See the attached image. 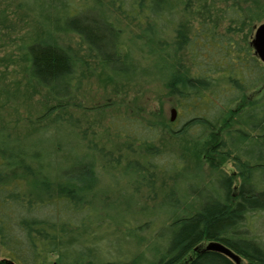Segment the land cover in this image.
<instances>
[{
  "label": "trees",
  "instance_id": "trees-1",
  "mask_svg": "<svg viewBox=\"0 0 264 264\" xmlns=\"http://www.w3.org/2000/svg\"><path fill=\"white\" fill-rule=\"evenodd\" d=\"M222 1L216 14L208 0H38L37 8L19 2L27 15L35 12L45 35L26 47L28 78L54 104L25 137L0 129V264H236L206 250L202 243L210 241L230 248L240 264H264V243L244 233L248 217L264 211V96L250 97L264 85V63L250 44L264 22V0ZM128 21L141 24L138 34ZM64 36L78 39L82 57L52 40ZM83 58L114 82L163 83L182 120L176 129L170 122L168 132L209 136V154L233 164V173L214 167L209 183L200 176L186 182L177 195L182 211H170L151 257L99 256L112 233L97 238L94 223L104 211L93 198L105 187L102 176L149 183L166 170L153 158L170 153L154 143L156 124L131 116H113L109 128L143 160L127 161L88 139L70 111Z\"/></svg>",
  "mask_w": 264,
  "mask_h": 264
},
{
  "label": "rangeland",
  "instance_id": "rangeland-1",
  "mask_svg": "<svg viewBox=\"0 0 264 264\" xmlns=\"http://www.w3.org/2000/svg\"><path fill=\"white\" fill-rule=\"evenodd\" d=\"M20 1L0 0V129H6L13 137L32 133L39 125L37 118L54 104L50 95L28 78L30 60L26 47L45 35L35 21V12L27 15L20 8ZM37 1L27 0L28 5L36 8L37 4H32ZM208 2L215 14L221 11L222 0ZM140 26L139 23L127 22V29L132 34H138ZM52 40L72 49L79 58L83 56L76 37H52ZM83 59L84 79L73 100L77 106L69 108L81 125L87 127L88 139L114 153L122 152L127 161L143 160L145 157L137 148V152L126 150L125 140L109 128L113 116H131L141 122L156 124L159 138L154 143L161 151L170 153L169 158L165 155L153 158L155 162L166 165V170L154 172L149 183L137 179L127 184V180L120 177L102 176L100 184L105 187L98 198H93L97 207L104 211L100 214L103 220L94 223L99 232L97 238L103 239L112 233L111 239L103 240L99 245V256L107 259L140 253L143 258L151 257L153 244L164 238L163 227L171 219L170 211H182L183 202L177 201V195L183 192L186 182L191 179L197 181L196 177L200 176L203 182L209 183L214 167L233 173V164L230 160L209 154L212 143L209 136L192 140L185 135L168 132L167 125L170 124L171 110L176 109L177 98L163 83L114 82L99 64ZM258 95L264 96V85L250 97ZM241 105L245 106L244 103ZM177 116L178 113L172 125L174 129L182 121ZM110 216H114L117 223L111 221ZM244 233L264 243V211L254 212L248 217ZM160 235L162 239H158ZM208 243L203 242V247ZM1 254L0 250V258ZM55 258L53 255L50 259Z\"/></svg>",
  "mask_w": 264,
  "mask_h": 264
},
{
  "label": "water",
  "instance_id": "water-1",
  "mask_svg": "<svg viewBox=\"0 0 264 264\" xmlns=\"http://www.w3.org/2000/svg\"><path fill=\"white\" fill-rule=\"evenodd\" d=\"M250 44L253 48L254 54L262 63H264V22L260 23L258 26L255 27ZM175 118L176 109L173 108L171 110L170 122H173ZM205 249L220 252L225 256L229 257L236 264L241 263L240 257L236 253H234L230 248L220 243L219 241H210L205 246Z\"/></svg>",
  "mask_w": 264,
  "mask_h": 264
}]
</instances>
